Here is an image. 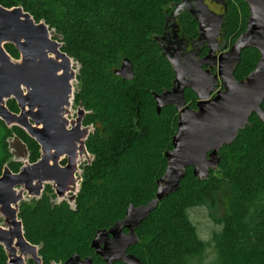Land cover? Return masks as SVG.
Masks as SVG:
<instances>
[{
	"label": "trees",
	"instance_id": "obj_1",
	"mask_svg": "<svg viewBox=\"0 0 264 264\" xmlns=\"http://www.w3.org/2000/svg\"><path fill=\"white\" fill-rule=\"evenodd\" d=\"M179 2L0 0L5 8L21 7L35 22L43 21L54 32L52 39L61 43V51L78 64L73 103L86 112L83 124L92 127L85 146L93 159L82 172L74 206L55 202L50 187L39 199L19 205L24 237L39 246L43 264H64L73 254L102 264L90 248L96 232L122 219L129 205H145L154 198L178 122L173 106L159 114L155 110L153 94L174 84L173 70L155 39L163 35L166 18ZM222 12L220 42L230 49L245 30L248 9L243 1L226 0ZM176 24L185 39L198 37L197 22L187 12L178 16ZM5 50L19 58L13 45H5ZM206 52L201 49L200 56ZM124 58L133 67L130 81L113 74ZM258 60L257 50H243L233 77L245 79ZM187 95L194 99L190 103L194 108L195 94L186 89ZM7 108L17 111L14 102L7 103ZM11 139L24 145L30 163L40 156L38 144L22 129L8 128L0 121V175L4 166L12 172L21 166L10 151ZM219 158L217 169L210 170L206 180L196 179L187 168L179 190L159 202L136 229L139 242L128 253L141 264H200L208 243L200 239L188 210L202 205L215 208L226 188L237 201L236 218L229 223L239 225L241 232L222 243L227 252L218 251L212 264H264V124L252 114L234 142L221 148ZM219 220L226 231L228 221ZM218 239L214 235L213 240ZM0 264H7L2 246Z\"/></svg>",
	"mask_w": 264,
	"mask_h": 264
},
{
	"label": "water",
	"instance_id": "obj_2",
	"mask_svg": "<svg viewBox=\"0 0 264 264\" xmlns=\"http://www.w3.org/2000/svg\"><path fill=\"white\" fill-rule=\"evenodd\" d=\"M235 1L247 5L248 18L244 32L226 52H222L224 46L219 48L218 41L222 35L223 15L211 11L205 0H181L172 6L163 35L155 39L174 73L173 87L153 94L157 114L168 106H173L178 113L172 149L165 154L166 166L156 181L154 198L145 205H129L122 219L96 232L90 248L102 264H141L139 258L128 253V249L139 242L136 229L159 202L179 190L186 169L190 168L196 179L206 180L210 170L217 169L221 148L234 142L239 131L249 125L252 114L264 124L261 109L264 101V0ZM210 2L226 8V0ZM183 12L197 22L198 37L193 40L191 51H187L184 39L177 34L176 19ZM167 30H171V34H167ZM53 37L54 32L49 31L43 21L35 22L21 7L8 9L0 5V121L8 128L22 129L40 148L37 162L25 163L16 174L5 166L0 176V215L6 224L0 226V246L7 264H29L28 259L33 264H43L38 255L39 246L24 237L18 218L20 203L39 199L44 184L53 183L56 198L60 199L55 202L67 200L73 207L81 180V175L75 177L78 156L84 155L89 163L93 159L85 148L92 127L82 128L86 112L78 107L74 122L67 120L75 92L72 82L76 81L78 68L73 70V59L61 51V43ZM5 45H13L19 58H12ZM200 46L208 48L202 59H198L195 50ZM250 48L259 52V60L254 70L238 81L233 77L235 67L240 62L241 52ZM212 69L215 73H211ZM113 74L122 80H132L131 62L124 58ZM218 86L222 89L216 91ZM186 89L197 98L195 109L187 106ZM11 99L16 102L18 113L7 108ZM9 145L14 158H20V154L26 158L20 141L11 139ZM65 156L67 165L62 168L59 161ZM25 192L30 199L24 200ZM24 257L28 258L26 262ZM64 264L95 263L91 257L80 258L73 254Z\"/></svg>",
	"mask_w": 264,
	"mask_h": 264
},
{
	"label": "rangeland",
	"instance_id": "obj_3",
	"mask_svg": "<svg viewBox=\"0 0 264 264\" xmlns=\"http://www.w3.org/2000/svg\"><path fill=\"white\" fill-rule=\"evenodd\" d=\"M235 1V0H234ZM206 3L209 5V8L216 12L221 13L222 8L220 5H215L210 2V0H206ZM222 42L219 44V48L222 46ZM225 48V47H224ZM220 53V51H218ZM255 55V54H251ZM77 64L73 61V70L77 71ZM73 90H76L77 82H72ZM188 97H185L186 103L189 104L192 102L191 96L187 95ZM72 105V104H71ZM77 109L75 107H70L68 117L72 118L76 116ZM22 153V152H21ZM21 157L14 159H19L18 161L21 162L23 165L27 163V160L25 157H22V154H20ZM87 159L85 158V162ZM81 174V170L77 173V175ZM30 197L27 195V193H24V200H28ZM66 199V198H65ZM55 201H60V199L56 198ZM236 212H237V201L235 193L231 189H222L219 194V201L216 204L215 208H210L208 206H195L188 210V215L195 226L197 233L202 241L205 243H208V246L205 250V253L203 255V259L200 262V264H212L214 261H216V258L218 256V251L220 253L225 254L227 252V249L225 250V247L223 246V242L227 241V239H231L233 235H235V232L238 233L241 232L239 225L232 223L230 225L229 221L234 220L236 218ZM219 221L226 220L225 227H228V229L225 231L223 228V225L219 224L217 220ZM235 225V226H233ZM0 226L4 227L6 226L5 220L2 215H0ZM214 235L219 236V241L215 242L213 240ZM227 246V243L225 244ZM29 259L27 260V263H29Z\"/></svg>",
	"mask_w": 264,
	"mask_h": 264
},
{
	"label": "flooded vegetation",
	"instance_id": "obj_4",
	"mask_svg": "<svg viewBox=\"0 0 264 264\" xmlns=\"http://www.w3.org/2000/svg\"><path fill=\"white\" fill-rule=\"evenodd\" d=\"M205 3H206V0H205ZM212 3V2H211ZM207 4V3H206ZM214 4V3H213ZM208 5V4H207ZM215 5H217V4H215ZM208 7H209V5H208ZM221 8L223 9V7L221 6ZM210 9V8H209ZM211 10V9H210ZM212 11V10H211ZM214 12V11H213ZM216 13V12H215ZM216 14H222L223 15V12H221V13H216ZM177 20V19H176ZM171 32V30H167V34H171L170 33ZM177 34H178V36L180 37V38H183L184 39V44L187 46V51H191L193 48L191 47V44H192V42L193 41H189V40H187V39H185L183 36H181L180 35V33H179V29H177ZM218 41L220 42V38H218ZM203 48H205L206 50H207V52H206V54L203 56V57H201L200 56V52H201V49H203ZM196 50V54H197V57H198V59H202V58H204L206 55H207V53H208V48H207V46H200L198 49L196 48L195 49ZM227 50H229V49H223V51L222 52H226ZM217 55L219 54L218 52L216 53ZM207 67H203V69H206ZM215 69H212L211 70V73H215ZM222 89V87L221 86H218L217 87V89H216V91H218V90H221ZM215 94L213 93L212 95H211V97H213ZM196 98V97H195ZM10 102H14V104L16 105V108H17V104H16V102L13 100V99H11V100H9L7 103H10ZM196 103H197V98H196V101H195V107L194 108H191L190 106H189V104H187V106L189 107V108H191V109H195L196 108ZM72 107H75L74 106V103L72 102V105H71ZM79 107V106H78ZM78 107H75L77 110H78ZM9 111H11V110H9ZM11 112H13V111H11ZM13 113H18V108H17V111L16 112H13ZM77 113H76V116H74V117H72V118H69V117H67V120H68V122H74V120L77 118ZM71 124V123H70ZM69 124V126L67 127L68 128V130H70V128H71V125ZM84 127H86L84 124H83V120H82V128H84ZM87 127H90V126H87ZM85 148H86V146H85ZM87 151V150H86ZM88 153V152H87ZM89 154V153H88ZM40 157V156H39ZM85 156L84 155H82V156H78V159H77V167H78V171H77V173L81 170V180L79 181V186H80V184H81V182H82V172H83V170H84V168H85V166L86 165H88L89 164V162L88 161H86L85 162ZM87 159V158H86ZM26 160H27V162L29 163V164H33V163H30L29 161H28V158H27V156H26ZM17 162H19V161H17ZM37 162V161H36ZM20 164H21V166L19 167V169H18V171L17 172H12L11 170H10V168L8 167V169L12 172V173H14V174H16V173H18L19 172V170H20V168L22 167V163L21 162H19ZM35 163V162H34ZM59 165H60V167H62V168H64L66 165H67V157L65 156V157H63V158H61V160L59 161ZM5 167V166H4ZM3 167V168H4ZM77 173L75 174V177L77 176ZM2 174V173H1ZM1 176V175H0ZM53 183H45L44 184V186H43V191H42V193L45 191V189H46V187H50V189L53 191V193L55 194V191H54V188H53ZM42 195V194H41ZM55 199H56V195H55ZM63 201H66L67 202V200H63ZM31 262V261H30ZM30 262H29V264H30ZM32 263V262H31ZM33 264V263H32Z\"/></svg>",
	"mask_w": 264,
	"mask_h": 264
},
{
	"label": "bare ground",
	"instance_id": "obj_5",
	"mask_svg": "<svg viewBox=\"0 0 264 264\" xmlns=\"http://www.w3.org/2000/svg\"><path fill=\"white\" fill-rule=\"evenodd\" d=\"M27 259H28L27 257H24V261H25V262H26Z\"/></svg>",
	"mask_w": 264,
	"mask_h": 264
}]
</instances>
